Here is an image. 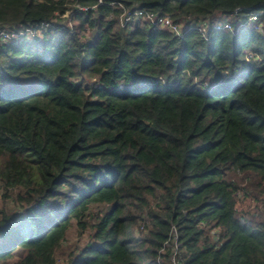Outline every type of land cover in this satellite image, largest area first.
<instances>
[{
    "label": "trees",
    "instance_id": "16d2710c",
    "mask_svg": "<svg viewBox=\"0 0 264 264\" xmlns=\"http://www.w3.org/2000/svg\"><path fill=\"white\" fill-rule=\"evenodd\" d=\"M139 11L196 28L120 22ZM255 14L264 0H0V29L39 32L0 47V264H59L74 238L68 264H264Z\"/></svg>",
    "mask_w": 264,
    "mask_h": 264
},
{
    "label": "built area",
    "instance_id": "2783aa9c",
    "mask_svg": "<svg viewBox=\"0 0 264 264\" xmlns=\"http://www.w3.org/2000/svg\"><path fill=\"white\" fill-rule=\"evenodd\" d=\"M238 12L239 10L236 11V14ZM132 19L144 20L145 22H148L154 25L160 24L162 27L167 28V30H169L171 33L175 34L179 38H183L187 32L192 31L194 30V28H196L195 25L189 26L188 24L186 26H183L181 24H177L168 16L158 17L155 15L146 14L144 11H139L135 14L129 13L125 17H122L120 19V22L126 25ZM247 21L248 22L239 21L240 22L239 28H245L246 26L249 27L251 24H253V25H256L258 29H262L264 25V22L259 23L261 19H260V15L258 14L250 16ZM218 28L219 29L222 28V29L229 30V31H232L233 29L232 24L230 22L221 24L220 26H218ZM26 35L31 36L32 39L36 36L35 31L33 30L16 31L14 29L12 30L0 29V47L4 45H8V43L15 38L21 39L25 37ZM176 258H177V255L175 254V256L172 258V261L174 262V264H176L175 263Z\"/></svg>",
    "mask_w": 264,
    "mask_h": 264
},
{
    "label": "rangeland",
    "instance_id": "374dc122",
    "mask_svg": "<svg viewBox=\"0 0 264 264\" xmlns=\"http://www.w3.org/2000/svg\"><path fill=\"white\" fill-rule=\"evenodd\" d=\"M247 22V21H246ZM253 25V24H251ZM36 36L39 34V32H35ZM35 36V35H34ZM34 39V38H33ZM4 191L3 189L1 188L0 186V209H3L5 207H7V209H11V210H14L15 208L12 206V203L10 201H5L4 200ZM244 205L241 206V208L243 207ZM246 207V206H245ZM247 208V207H246ZM78 239L77 238H74L72 239V241H70V243L65 246L63 248V251H62V254H60L58 256V261H59V264H68V259L70 258L69 255L71 253V251L73 250V247H76L77 245L80 244V242L77 241Z\"/></svg>",
    "mask_w": 264,
    "mask_h": 264
}]
</instances>
